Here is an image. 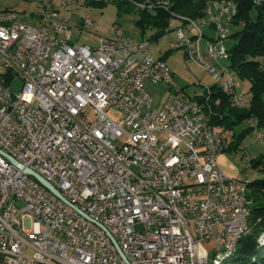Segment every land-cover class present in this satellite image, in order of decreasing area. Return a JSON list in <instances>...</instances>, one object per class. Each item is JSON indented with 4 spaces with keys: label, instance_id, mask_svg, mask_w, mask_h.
<instances>
[{
    "label": "built area",
    "instance_id": "built-area-1",
    "mask_svg": "<svg viewBox=\"0 0 264 264\" xmlns=\"http://www.w3.org/2000/svg\"><path fill=\"white\" fill-rule=\"evenodd\" d=\"M67 1L37 13L49 27L0 22L1 264H213L248 223L242 183L249 176L222 169L228 140L214 124V134L205 133L202 107L173 81L167 62L154 70L150 38L132 42L113 26L94 47L74 43L79 27L52 16ZM228 9L207 12L221 22L216 35L208 24L193 26L200 47L175 28L172 49L182 48L186 64L220 76L222 89L242 99L223 74ZM154 71L168 77L159 108L145 87L157 84Z\"/></svg>",
    "mask_w": 264,
    "mask_h": 264
},
{
    "label": "rangeland",
    "instance_id": "rangeland-1",
    "mask_svg": "<svg viewBox=\"0 0 264 264\" xmlns=\"http://www.w3.org/2000/svg\"><path fill=\"white\" fill-rule=\"evenodd\" d=\"M44 0H0V9H12L18 13L21 19L29 24H38L37 13L41 11ZM62 1V0H59ZM92 0H71L65 6L60 8V15L68 19L73 28L79 27L73 31L72 41L78 44H86L94 47L98 44L100 36H111L113 34V26L121 28L125 35L131 36L135 39L141 37V32L136 22L139 18V8L137 9H120L119 0H99L104 3H91ZM129 5V4H127ZM175 13H178L174 10ZM91 17L94 20V26H84L85 18ZM170 25L167 33L160 36L158 39H153L156 32L155 28L147 30V37L151 39L150 49L157 57L163 58L169 65L174 81L179 87H182L191 97L197 95H205L207 87L215 85L221 86L222 78L220 76L214 77L198 64L189 61L186 64L182 48H171V43L176 41L175 28L182 33L184 22L181 18L171 15ZM241 27L240 24L232 23V32L237 31ZM237 42V39L232 35L225 41V44L230 48ZM224 63H227L224 61ZM236 89L237 93L243 97L245 102L243 105L247 106L251 98V82L250 80L240 77L235 71ZM146 90L154 98V108H159L168 95V84L162 82L160 84H153L147 82ZM12 92H19L20 85H12L10 87ZM212 93V91H211ZM210 93V96H211ZM233 101V98H231ZM208 100V99H207ZM234 103V101H233ZM235 104V103H234ZM236 105V104H235ZM94 120L95 117L91 108L88 109ZM112 114H115L112 111ZM251 123L245 120L237 124L233 129L226 130L225 138L228 140V147L220 153L218 163L222 169L229 176L233 178H243L248 175L249 179L258 178L264 175L262 167L264 166V127L255 126L252 131H247ZM219 129H223L220 128ZM247 132L239 138L242 132ZM223 131H225L223 129ZM231 144V145H230ZM257 160H262L259 167H254L253 164ZM250 189V186H249ZM249 194V191H248ZM250 198V197H249ZM251 200V199H250ZM260 242L264 244V237L261 236ZM207 247L211 244L207 243ZM237 246V245H236ZM32 250L27 249V254H31ZM230 259L227 258L224 264ZM2 254L0 253V264Z\"/></svg>",
    "mask_w": 264,
    "mask_h": 264
},
{
    "label": "trees",
    "instance_id": "trees-1",
    "mask_svg": "<svg viewBox=\"0 0 264 264\" xmlns=\"http://www.w3.org/2000/svg\"><path fill=\"white\" fill-rule=\"evenodd\" d=\"M212 1L214 0H173L171 8L180 14L197 17L204 13V8ZM235 1L237 13L232 23L240 24L241 27L230 34L237 42L229 48L228 65L240 77L250 80L252 93L250 101L247 106L235 105L231 94L225 92L219 85L211 87V96L205 94L191 97L203 105L208 120L223 128L224 134L226 130L233 129L245 120L253 122L247 131H252L255 126L264 127V64L261 61V57L264 60V1L260 5H255L253 0ZM118 2L121 10L139 8L136 24L141 32L140 38H149L146 34L150 28L156 29L153 39L167 33L173 15L171 11L143 9L131 0ZM91 3L104 2L92 0ZM247 131L244 130L239 138ZM261 163L262 160H257L253 165L257 168ZM262 170L264 172V166ZM249 197L251 205L248 230L240 236L237 246L220 264H224L229 257L230 259L226 261L229 264H264V244L260 242L261 236L264 237V175L253 179Z\"/></svg>",
    "mask_w": 264,
    "mask_h": 264
},
{
    "label": "bare ground",
    "instance_id": "bare-ground-1",
    "mask_svg": "<svg viewBox=\"0 0 264 264\" xmlns=\"http://www.w3.org/2000/svg\"><path fill=\"white\" fill-rule=\"evenodd\" d=\"M131 1L140 8L151 9V7L157 6L161 0H131ZM263 1L264 0H260V4ZM68 2L69 1H67L66 3ZM51 3H63V0L62 1H59V0H44L43 1L44 6L49 5ZM172 3H173V0H164L162 9H167L171 11V14H173V16L179 17L183 20L184 26L182 27V35L192 34V37H190V45L192 47H200V34H193V26L202 27V23L208 24L209 35H216L217 31H221V22L219 20L217 13L207 14V12H210L212 9L216 7H224V5H228L229 7L228 16L225 18V25H226V28H228L229 33L225 34V41L229 38L232 32L231 23L233 21L235 14L237 13V2L235 0H214L210 2L209 4H207V6L204 8V13L197 17H190L184 14L175 13L174 10L171 8ZM52 16L54 18H64L60 15V8L52 9ZM0 22L3 23V26L5 27L26 26V28H42V27L50 26V19H46L44 15H38V18H37L38 24L33 25L21 19L18 13L12 9H9V14H7V12H0ZM118 31L120 35L128 37L129 40L132 42L149 40V38L135 39L131 36L125 35L121 28H118ZM225 41H222V49H224V52H221V59H223V65H224L223 66L224 80L227 86L234 88L236 85L235 77H234L235 74L233 73L234 70L230 68L228 65L230 53H229V47L225 44ZM172 45H173V42L171 43V48H172ZM224 61H226L227 63H224ZM165 62L166 61L163 58L161 57L157 58L156 61H154V70H162V67L164 66ZM209 63H219V56H209ZM154 78H156L157 84H160L162 82H166L168 84V77L164 76V73H161V71H154ZM206 89H208L206 91V94L208 96L210 94L211 89L210 87H207ZM243 100H244L243 97L242 99L233 98L234 103L237 105H243L245 103ZM193 102L197 107H202L201 108V121H203V130L207 134H214V126L208 120L203 105L194 99H193ZM216 133H221L222 136H225L223 129H219L218 126H216ZM227 147L225 149H227ZM251 182H252V179L243 178L242 193L248 195V203H251V200L248 194L249 186ZM247 230H248V223L247 225H245V229L241 233H237L235 240L229 241L226 252L224 254L218 255L216 258V261H214L213 264H220L221 261L234 250L238 239Z\"/></svg>",
    "mask_w": 264,
    "mask_h": 264
},
{
    "label": "water",
    "instance_id": "water-1",
    "mask_svg": "<svg viewBox=\"0 0 264 264\" xmlns=\"http://www.w3.org/2000/svg\"><path fill=\"white\" fill-rule=\"evenodd\" d=\"M24 168H25V170L28 173H30L33 176H35L38 180H40L45 186H47L55 194H57L62 199H65L66 200V198L63 196V194L51 182H49L46 178H44L40 173H38L37 171L33 170L30 167H24Z\"/></svg>",
    "mask_w": 264,
    "mask_h": 264
}]
</instances>
